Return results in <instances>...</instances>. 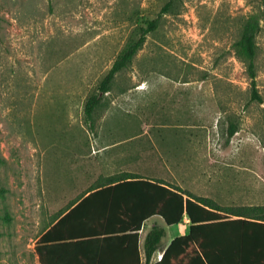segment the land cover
<instances>
[{"label":"rangeland","instance_id":"rangeland-1","mask_svg":"<svg viewBox=\"0 0 264 264\" xmlns=\"http://www.w3.org/2000/svg\"><path fill=\"white\" fill-rule=\"evenodd\" d=\"M250 18L261 103L236 48ZM146 20L155 29L86 120V100ZM118 94L137 103L127 137L142 131L129 171L222 206H264V0H0V264H39L50 193L85 185V147ZM161 226L165 243L175 230Z\"/></svg>","mask_w":264,"mask_h":264},{"label":"trees","instance_id":"trees-1","mask_svg":"<svg viewBox=\"0 0 264 264\" xmlns=\"http://www.w3.org/2000/svg\"><path fill=\"white\" fill-rule=\"evenodd\" d=\"M170 3L165 6L164 12ZM145 24L147 27L140 28L142 34L138 40L126 46L114 61L99 83L97 93L86 100L84 105L86 120L92 119L103 96L110 92L115 75L131 63L137 51L142 47L146 35L156 27L154 20H146ZM257 30L258 22L252 18L248 19L242 27L236 48L237 55L246 63L251 86L250 98L261 103L262 99L255 81L257 54L255 36ZM236 132V126L230 124L227 132L228 137L231 138ZM103 182L109 185L114 184L103 188L106 193L126 191L128 194L136 193L138 195L135 199L128 198V196L120 199L121 205H118V199H114L113 203L112 197L109 196L106 198L107 205L105 203L101 208L103 221L109 224L123 221L133 223L136 218V229L132 231L134 239H137V232L142 222L149 217L159 216L168 226L182 222L184 215L188 218L189 233L173 239L163 251L160 260L153 264H264V206H222L210 198L196 196L163 180H148L129 172L104 179ZM85 200L82 202L85 203ZM79 206L80 203L74 208V211L76 210L74 213H79ZM63 219L60 222L67 221L69 215ZM116 232H118L116 234H122L120 232L123 231ZM163 236V229L158 227H154L146 235L144 264H150ZM34 250L39 263L48 264L44 254L46 248L45 246L40 247L39 240L36 242ZM136 264H139L138 256Z\"/></svg>","mask_w":264,"mask_h":264},{"label":"crops","instance_id":"crops-1","mask_svg":"<svg viewBox=\"0 0 264 264\" xmlns=\"http://www.w3.org/2000/svg\"><path fill=\"white\" fill-rule=\"evenodd\" d=\"M129 92L137 98L138 95L142 94V89L139 84H135V88ZM124 97V94H118L111 99L110 108L104 115V122L108 121V125L105 124L104 127H100L98 130L99 137L94 138L85 147V158L93 161L90 168L88 167L89 173H86L85 167L82 168V170L85 168L84 171H81L85 177L86 182L83 179L85 185L83 184L75 192H68L63 196L58 189L55 190L59 187L57 184L50 193V197L56 201L52 207L53 213L59 216L42 229L36 240V242L39 240L41 248L45 246L44 254L48 264H136L137 256L139 264H144V241L149 231L154 227L161 228L164 231L163 237H165V229L161 226V222L164 224L165 222L159 216L149 217L142 222L137 232V239L132 237V231L136 229V218L133 223L123 221L109 224L103 221L101 208L104 207L105 203L107 205L108 200L106 198L111 196L113 203L115 202L114 199H118V205H121L120 199H124L126 196L135 199L138 196L136 193L128 194L126 191L106 193L103 190V188L114 185L104 183V179L128 172L139 175L136 170L129 171L127 169L128 157L134 161L135 166L143 161L142 151L136 146L142 131L140 130L138 136L136 134L130 138L126 134V114L128 113L126 108L128 106L130 109L136 110L137 103L126 104ZM131 114L133 116L132 112ZM68 146L72 148L73 144ZM139 176L148 180L156 179L150 176ZM55 181L59 183L61 179ZM60 197H63L64 200L59 202L57 200ZM84 199H86L85 203L82 202ZM79 203V213H74L76 212L74 208ZM125 203L126 201L124 205ZM72 211L73 213L70 214ZM68 215L67 221L60 222L62 218L65 219ZM165 226L173 228L175 231L165 243H162V237L159 248L152 256L150 264L160 260L163 251L173 239L189 233L190 223L184 215L179 224L171 226L165 224ZM116 231L123 232L116 234L118 233ZM44 238L45 240L42 241Z\"/></svg>","mask_w":264,"mask_h":264}]
</instances>
